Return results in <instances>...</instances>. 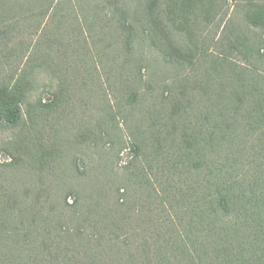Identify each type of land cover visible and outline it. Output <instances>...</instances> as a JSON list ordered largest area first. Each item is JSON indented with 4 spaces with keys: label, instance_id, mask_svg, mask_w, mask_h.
Instances as JSON below:
<instances>
[{
    "label": "trees",
    "instance_id": "obj_1",
    "mask_svg": "<svg viewBox=\"0 0 264 264\" xmlns=\"http://www.w3.org/2000/svg\"><path fill=\"white\" fill-rule=\"evenodd\" d=\"M0 132V264H264V0H0Z\"/></svg>",
    "mask_w": 264,
    "mask_h": 264
},
{
    "label": "rangeland",
    "instance_id": "obj_2",
    "mask_svg": "<svg viewBox=\"0 0 264 264\" xmlns=\"http://www.w3.org/2000/svg\"><path fill=\"white\" fill-rule=\"evenodd\" d=\"M219 1V0H218ZM239 8V4H236L235 1H232L229 3V5L225 4L219 8V10L217 11V13L219 12L218 15V19L221 20L223 18V24L227 23V21L230 18H233V14L234 17L236 18V13L235 10ZM244 12H239L237 14V21H241V16L243 15ZM206 27V25L202 24L199 29L200 31ZM215 49L217 47V45H214ZM143 53V52H141ZM140 53V54H141ZM154 54H158V53H154ZM144 57H146L145 54H143ZM148 55V53H147ZM155 60L152 61L151 59H147L144 61V64L146 67H149V74L152 75V77L159 79V78H167L169 76H174L177 72H175L173 69H171L169 66H165V63L162 61L161 57H154ZM42 83H44L47 79H48V75L46 73H44V75H42ZM107 78L106 76H103V81L106 82ZM109 86V84L106 82L105 84V88L107 89ZM91 88L93 89L91 95L89 96V93L86 92L85 95L88 96H83L79 89H78V85L75 87V94L72 98V103L74 105V109L72 110V114L69 115L70 120L68 121V126L66 131H64L65 135L67 137H73L75 134H77L78 132H83L84 131V127H89V125L93 126L95 124H100L103 123V121L106 120V113L105 111H103V105L104 102H100L105 96L104 94L100 91V89L97 88V86L95 85H91ZM82 95V96H81ZM109 96L108 99H110L113 103V105H116V103L118 102V98L116 95H114V92L110 89L109 90ZM76 109V110H75ZM119 111V107L117 108V112ZM125 116H118L115 118V121L117 123H119L121 125L122 128L125 129ZM111 122L109 121V124ZM109 130V129H108ZM122 134V132H121ZM114 133H111L110 139L113 137ZM126 135V134H125ZM86 136V135H85ZM2 137H7L6 134L0 132V139H2ZM119 140L117 139L115 142V146L118 147V149L120 151H122L121 153V162L124 163V161L128 158V153L130 149H126V150H122V148L124 147L123 145L119 146ZM7 154L5 152H0V160L4 161L7 158ZM77 189H80V186H78ZM57 200L59 202H62L64 200V196H63V192H60V195L58 196L57 193L55 194ZM66 198V197H65ZM73 198H69V201H72Z\"/></svg>",
    "mask_w": 264,
    "mask_h": 264
}]
</instances>
